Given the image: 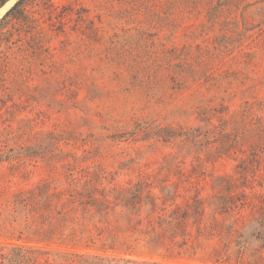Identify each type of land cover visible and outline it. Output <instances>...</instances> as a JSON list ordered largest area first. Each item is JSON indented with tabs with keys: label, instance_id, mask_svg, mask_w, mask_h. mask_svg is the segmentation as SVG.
Instances as JSON below:
<instances>
[{
	"label": "rangeland",
	"instance_id": "obj_1",
	"mask_svg": "<svg viewBox=\"0 0 264 264\" xmlns=\"http://www.w3.org/2000/svg\"><path fill=\"white\" fill-rule=\"evenodd\" d=\"M41 186L107 214L48 244ZM257 217L264 0H0L2 264H225Z\"/></svg>",
	"mask_w": 264,
	"mask_h": 264
},
{
	"label": "trees",
	"instance_id": "obj_2",
	"mask_svg": "<svg viewBox=\"0 0 264 264\" xmlns=\"http://www.w3.org/2000/svg\"><path fill=\"white\" fill-rule=\"evenodd\" d=\"M50 193L47 186L37 187L36 190L29 191L23 196H18L14 200V212L22 222L30 223L38 229L40 234L64 239L42 240L46 243H56L60 246L68 245V236L76 238V232H83L90 225L88 222L98 218H104L106 211L95 207L89 210L87 207L93 208V196L83 198V193L73 189L70 193L61 194ZM32 198V202H30ZM39 234V233H38ZM44 235V236H45ZM76 241V239H74ZM233 254L224 259L225 264H264V218L257 217L251 220L245 227L236 233L233 238ZM8 246L0 245V264L7 261L5 255L1 252ZM11 249H20L19 247H11ZM59 257L83 259L84 255L64 251H50ZM91 259H106L115 261L114 258H103L99 256H87ZM123 264H136L130 260H123ZM140 264H148L141 262ZM216 264L218 261H216Z\"/></svg>",
	"mask_w": 264,
	"mask_h": 264
}]
</instances>
